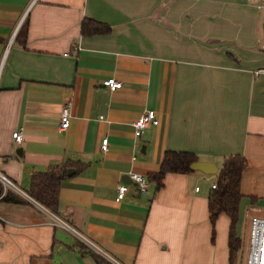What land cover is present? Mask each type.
Instances as JSON below:
<instances>
[{
  "label": "crops",
  "instance_id": "1",
  "mask_svg": "<svg viewBox=\"0 0 264 264\" xmlns=\"http://www.w3.org/2000/svg\"><path fill=\"white\" fill-rule=\"evenodd\" d=\"M255 2L0 0V173L22 199H0V264H95L86 249L111 264H229V219L219 216L214 244L204 181L225 157L243 156L239 216L264 217V74H254L264 67V14ZM84 19L110 31L83 36ZM109 78L121 87L109 90ZM147 109L159 123L135 136ZM167 150L192 152L216 173H170L160 190L148 181L138 193L127 173L157 171ZM65 162L81 165L66 171L53 214L24 191L32 172ZM119 184L127 192L116 201Z\"/></svg>",
  "mask_w": 264,
  "mask_h": 264
},
{
  "label": "trees",
  "instance_id": "2",
  "mask_svg": "<svg viewBox=\"0 0 264 264\" xmlns=\"http://www.w3.org/2000/svg\"><path fill=\"white\" fill-rule=\"evenodd\" d=\"M109 31V25L92 19H84L81 24V34L83 36L107 34ZM18 34L22 38L26 36V26H22L18 30ZM195 161H197V157L192 152L167 150L163 153L159 169L146 175L147 180L154 185V190L158 191L163 187L164 178L167 174L190 172V165ZM75 165L81 164L65 162L51 165L44 171L32 172L28 187L24 192L50 212L57 214L59 207L58 193L61 181L66 177L68 168ZM246 165V159L241 155L225 157L215 174L214 188L210 189L207 198L212 240H214L216 223L219 216L224 214L229 219V264H233L236 253L241 247V241L237 236L236 228L239 220V204L242 198L239 186L241 175ZM78 171L79 168H77ZM0 199L10 203L22 202L20 197L10 192L2 194L1 184ZM83 248L85 249V246ZM84 253H88L95 264H111L107 259L93 251L86 249Z\"/></svg>",
  "mask_w": 264,
  "mask_h": 264
},
{
  "label": "built area",
  "instance_id": "3",
  "mask_svg": "<svg viewBox=\"0 0 264 264\" xmlns=\"http://www.w3.org/2000/svg\"><path fill=\"white\" fill-rule=\"evenodd\" d=\"M255 6L257 9L261 10L264 14V0H256ZM255 75L264 74V67L255 69ZM109 90H115L121 87V82L115 80L114 78H109L103 81ZM71 106L72 99L68 98L61 107L59 113V129L64 131L69 127L71 118ZM159 120L157 118L156 112L152 109H147L143 111L137 119L133 122L134 135L139 136L142 130L148 125H157ZM11 138L15 142L21 140L20 130H14L10 134ZM99 149L105 152L108 147L107 137H102L98 141ZM131 181L136 185L138 193H146L148 191L149 183L147 177L138 172L129 171L127 173ZM0 184L2 194L7 191V189L12 188V184L9 179L0 173ZM211 188H214V184H211ZM198 189V188H196ZM127 192V186L125 184H119L116 189V201H120L124 198ZM242 264H264V217L259 215H253L250 218V229H249V241L247 246V253L245 261Z\"/></svg>",
  "mask_w": 264,
  "mask_h": 264
},
{
  "label": "rangeland",
  "instance_id": "4",
  "mask_svg": "<svg viewBox=\"0 0 264 264\" xmlns=\"http://www.w3.org/2000/svg\"><path fill=\"white\" fill-rule=\"evenodd\" d=\"M214 182V177L209 176L207 181H204V184L210 186L211 183ZM239 221L236 228V233L241 241V247L239 248L238 252L236 253L235 259L233 264H242L245 261L246 253H247V246L249 241V229H250V215H245L244 210L241 212L239 216ZM217 231H215L216 235ZM214 235L213 243L216 244L219 240V237Z\"/></svg>",
  "mask_w": 264,
  "mask_h": 264
},
{
  "label": "water",
  "instance_id": "5",
  "mask_svg": "<svg viewBox=\"0 0 264 264\" xmlns=\"http://www.w3.org/2000/svg\"><path fill=\"white\" fill-rule=\"evenodd\" d=\"M262 31L264 32V22L262 23ZM191 171L199 170L202 171L205 174H214L216 173V167L214 164L209 162H204L197 160L190 165Z\"/></svg>",
  "mask_w": 264,
  "mask_h": 264
}]
</instances>
